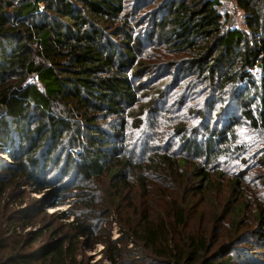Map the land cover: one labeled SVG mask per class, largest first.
Returning <instances> with one entry per match:
<instances>
[{"label":"trees","instance_id":"obj_1","mask_svg":"<svg viewBox=\"0 0 264 264\" xmlns=\"http://www.w3.org/2000/svg\"><path fill=\"white\" fill-rule=\"evenodd\" d=\"M231 1L245 28L216 0H0V264H264V0ZM27 189L67 225L8 218Z\"/></svg>","mask_w":264,"mask_h":264},{"label":"rangeland","instance_id":"obj_2","mask_svg":"<svg viewBox=\"0 0 264 264\" xmlns=\"http://www.w3.org/2000/svg\"><path fill=\"white\" fill-rule=\"evenodd\" d=\"M228 2H229V5H228V9L226 10V13L229 16L230 23L234 27L245 28L244 15H243L242 11L237 9L235 4L231 0H228ZM158 73L162 74L163 72L158 71ZM162 80H163V77H159L156 80H151V79L146 80L143 91L146 92V89L150 88V87H154V88L158 87L161 83L160 81H162ZM153 91L155 92L156 90H153ZM1 159L5 160L6 162L10 161V159L7 156H2ZM29 191H30V189H27L28 193H29ZM52 193H53V191H51V192L49 191V192H46V194L41 193V194L36 195V194H33L32 191H30V197H28V194H23V197L12 200L11 204L8 207V211H9L8 212V218L11 217V219H13V218L21 217L20 216L21 209H24V208L29 209L30 213H31V211L34 210V207H38L41 209L42 214H41V216H39L35 219H32L36 223V226L27 228L26 232H35V231H39L41 229L45 231L44 228H46V230L51 229L53 231H59L62 227L64 228L65 225H67V223H68V221L64 220L63 214L66 213V211H68L71 208V204L67 203V204L60 205V206H52L53 203H55L52 200V198H53ZM106 198H108V197L106 196ZM37 202H41V203H37ZM21 203L23 205H21ZM55 216H56V218H55ZM8 218L6 219V223L4 225V227H6V228L9 225L8 224L9 221H7ZM109 219H110L109 224L106 223L104 228H105V231L108 229H111V233H100V234L104 235V237H107L110 235L112 240L115 241V240L122 237V233H120L117 218L115 216H112ZM22 220H24V219H22ZM26 232H24V233H26ZM19 233H21V231H19ZM132 247L133 246H131L130 248L132 249ZM82 248L84 249L83 246H82ZM103 249H104V245L98 244V245H96V248L94 250L87 251L85 256H86V258L93 259L94 262H99L101 264H112L103 255V253H102ZM251 250L254 251L255 253H259V251H263V250H260V248L255 246V245H253L251 247ZM132 252L137 253L136 249H132ZM242 263H244V262H242Z\"/></svg>","mask_w":264,"mask_h":264},{"label":"built area","instance_id":"obj_3","mask_svg":"<svg viewBox=\"0 0 264 264\" xmlns=\"http://www.w3.org/2000/svg\"><path fill=\"white\" fill-rule=\"evenodd\" d=\"M217 1V8L223 12L226 13V10L228 9L229 2L228 0H216Z\"/></svg>","mask_w":264,"mask_h":264}]
</instances>
